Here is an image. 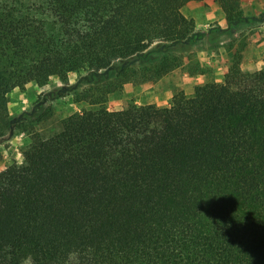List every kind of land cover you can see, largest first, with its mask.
Listing matches in <instances>:
<instances>
[{
	"label": "trees",
	"instance_id": "1",
	"mask_svg": "<svg viewBox=\"0 0 264 264\" xmlns=\"http://www.w3.org/2000/svg\"><path fill=\"white\" fill-rule=\"evenodd\" d=\"M187 1L0 0V114L13 89L72 72L118 64L101 99L158 80L170 49L130 59L190 37ZM214 2L241 18L240 0ZM97 87L78 101L102 102ZM22 157L0 170V264H264V59L169 106L73 112Z\"/></svg>",
	"mask_w": 264,
	"mask_h": 264
},
{
	"label": "rangeland",
	"instance_id": "2",
	"mask_svg": "<svg viewBox=\"0 0 264 264\" xmlns=\"http://www.w3.org/2000/svg\"><path fill=\"white\" fill-rule=\"evenodd\" d=\"M240 2L243 14L233 25H228L225 21L226 26H222V23H218L219 20L215 14L212 19L203 24L202 29L205 31L211 29L209 35L216 39L211 50L215 52L214 56L218 54V45L229 43L234 49V53L229 57L230 63H236L243 71H255L262 65L259 67L255 62L254 65L250 64L248 60L252 57L264 59V45L258 46L264 39V0H240ZM168 46L170 45L166 44L165 47H161V43H154L149 51L131 58V64L139 66L142 62L155 60L169 49V54H172L173 51ZM117 65L97 74L80 71L68 73L61 78L52 77L41 87L28 83L23 90L15 88L16 93H11L13 89L8 94L6 109L0 114L2 120H9L11 124L10 129L0 137V170L11 164L21 163L23 151L31 135L39 133L49 136L57 132L60 129L61 120L73 112L96 108L99 105L108 110H119L138 109L141 105L152 104L145 103L141 93L130 89V85H139L144 82L126 83L121 89L108 92L104 95V99H101L106 90L105 86L102 87V83L111 78ZM92 86H98L92 96L99 98L102 102L89 105L88 101H78L80 94ZM165 86H168L167 82L165 85H160L161 88ZM178 92L181 91H175L174 94ZM159 100L169 102L171 98L163 97L161 94ZM163 105L161 102L159 106Z\"/></svg>",
	"mask_w": 264,
	"mask_h": 264
},
{
	"label": "crops",
	"instance_id": "3",
	"mask_svg": "<svg viewBox=\"0 0 264 264\" xmlns=\"http://www.w3.org/2000/svg\"><path fill=\"white\" fill-rule=\"evenodd\" d=\"M182 12L194 20V30L186 41L170 44L176 57V67L156 81L130 85L131 90L141 93L145 103L159 106L162 102L165 106H169L171 100L169 102L160 101L159 95L172 98L175 91H181L185 96L191 97L196 86L205 83H220L231 73L232 64L229 57L234 53V49L229 43L218 45V54L214 56L215 52L211 50L216 39L209 35L211 29L206 31L202 29L203 24L212 19L215 14L219 20L218 23L226 26L224 14L214 0H188ZM263 45L264 39L258 46L263 47ZM248 61L250 64L255 62L259 67L263 63L262 59L254 57ZM165 82L168 86L161 88L160 85H165ZM16 91L17 89H14L11 93H16Z\"/></svg>",
	"mask_w": 264,
	"mask_h": 264
},
{
	"label": "built area",
	"instance_id": "4",
	"mask_svg": "<svg viewBox=\"0 0 264 264\" xmlns=\"http://www.w3.org/2000/svg\"><path fill=\"white\" fill-rule=\"evenodd\" d=\"M206 27H208V25Z\"/></svg>",
	"mask_w": 264,
	"mask_h": 264
}]
</instances>
